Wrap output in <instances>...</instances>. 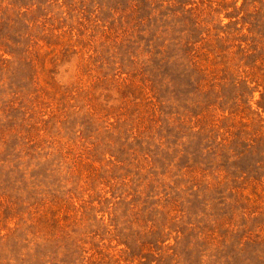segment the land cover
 <instances>
[{"label":"rangeland","instance_id":"374dc122","mask_svg":"<svg viewBox=\"0 0 264 264\" xmlns=\"http://www.w3.org/2000/svg\"><path fill=\"white\" fill-rule=\"evenodd\" d=\"M0 264H264V0H0Z\"/></svg>","mask_w":264,"mask_h":264}]
</instances>
